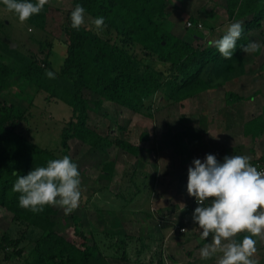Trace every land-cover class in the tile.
I'll return each mask as SVG.
<instances>
[{
    "label": "trees",
    "instance_id": "1",
    "mask_svg": "<svg viewBox=\"0 0 264 264\" xmlns=\"http://www.w3.org/2000/svg\"><path fill=\"white\" fill-rule=\"evenodd\" d=\"M168 1L74 0L73 7L66 11L46 4L40 14L32 15L25 22L35 32H46L51 25V14H63L60 39L66 46L67 54L59 72H55L49 63L53 41L39 43L38 53L45 56L42 61L44 65L39 60L36 61L37 56L33 55L28 60L27 68H17L14 63H18L20 54L0 39V94L13 85L17 74L19 81L28 79L41 91L47 92L49 97L62 98L72 108L71 120L61 133L59 150H49L17 131L19 123L25 120L26 110L23 111L16 105L0 103V208L12 214L16 227H25L38 234L28 241L29 245L32 242L33 248L25 254L26 248L21 245L28 237L21 234L16 238L13 232L5 233L0 242V252L4 254L5 262L16 258L17 264L106 263L94 233L81 234L76 229L75 232L80 236L76 240L62 237L56 232L53 218L58 211L54 206L45 205L44 211L40 213L19 207V193L12 191L17 178L13 173L25 176L35 167L46 166L49 160L60 159L65 155L70 157L71 140H78L103 154L117 148L138 158L142 147L130 142L126 127L120 126L119 136L110 138L112 132L109 128L102 129L95 124L97 119L106 121L109 118L104 110L105 102H111L142 117L152 118L154 102L159 98L162 99L160 103L181 104L227 89L248 74L246 53L240 47L253 42L252 34L264 27V0H224L226 20L223 23L230 25L239 21L244 28L233 57L227 60L214 46H210L212 40L205 41V25L198 19L192 16L187 18L194 25L188 27L187 22V29L195 31L191 34L179 37L171 32L168 27ZM31 2L36 3V0ZM76 4L85 8L88 19L101 16L105 18L106 27L100 35L92 28H87L85 23L78 31L71 27L70 14ZM0 6L6 9L2 0ZM206 26L210 27L206 28L211 29L210 31L215 28L209 21ZM224 34L226 33L221 34L218 39ZM259 53L260 49L255 52L256 55ZM46 70L55 73V78H48ZM89 91L98 95V100L84 98L83 94ZM225 92V104L231 105L228 111L234 110L236 106L232 115L236 120L243 121L244 136L253 139L262 136L264 110L260 116H247L246 119L242 116V113L245 114L241 107L243 104H240L246 97L243 98L234 89H227ZM255 95L248 99H253ZM239 112H242L241 115ZM150 139L148 132L140 134V142L146 143ZM171 140L169 138L165 146H174L176 142H170ZM156 141L157 138L154 142ZM233 153L237 155L236 150ZM71 160L76 163L72 158ZM252 162L264 164L262 158ZM79 173L81 179V172ZM140 190L141 188L138 192ZM158 220L160 227L169 223L163 218ZM74 222L75 225L79 224V219L75 216ZM177 223L171 224L179 226L181 222L178 220ZM109 230L115 231L112 227ZM108 233L104 235L105 238L113 240L116 233ZM134 237L127 236L129 239L121 238L116 241V257L125 261L129 259L126 245L135 240ZM158 264H163V260L160 259Z\"/></svg>",
    "mask_w": 264,
    "mask_h": 264
},
{
    "label": "rangeland",
    "instance_id": "2",
    "mask_svg": "<svg viewBox=\"0 0 264 264\" xmlns=\"http://www.w3.org/2000/svg\"><path fill=\"white\" fill-rule=\"evenodd\" d=\"M73 1L48 0L47 4L52 8L66 11L73 7ZM223 4V0H169V30L179 37L195 32L187 29V18L190 16L187 11L194 10L199 13L195 16L205 25L203 28V34L206 36L205 41L217 40L221 34L227 32L229 26L223 23L226 20ZM61 15L63 14H51V25L48 30L46 32H35L26 22L21 23L17 16L0 6V39L10 44V46L12 44L16 45L13 49L20 54L17 63L19 65L16 64V61L14 63L17 68L18 66L27 68L28 60L32 59L33 55L37 56L36 61L39 60L44 65L45 63L42 61L45 56L38 53L40 49L39 43L50 40L53 41L54 45L49 63L55 72L60 71L67 54L66 46L60 39V25L63 20ZM208 21L215 26V31L206 29L210 28L206 26ZM85 26L89 29L94 28L92 20L86 16ZM252 39L260 45L259 55H256L255 52L246 54L248 74L245 75V81L243 80L244 82L240 81L242 83L227 87L230 91L234 89L243 98L246 97L240 104H243V112L249 117L259 115L264 106V98L260 99L255 96L254 99H248L250 96L255 95L258 88V90L264 89V27L254 32ZM18 78L16 74L12 82L13 85L0 94V103L16 105L21 110H26L24 113L25 120L19 123L17 129L19 133L43 148L59 150L61 133L67 122L71 120L72 108L62 98L49 97L47 92L41 91L28 79L19 81ZM227 89H220L181 104L160 103L162 99L159 98L154 102L155 111H153L152 118L142 117L111 102H105L104 110L109 118L106 121L97 119L95 124L102 129L109 128L110 132H112L110 138L119 136L120 131L118 128L120 126L126 127L129 131L128 139L130 142L142 147L141 155L136 158L117 148H113L108 154H103L94 151V149L78 140H71L69 143V154L76 162L82 175L79 186L81 199L79 206L69 215H65L62 208L54 206L58 211L56 217L53 218L56 232L62 237L79 240L80 236L75 232L77 229L81 234L94 233L97 243L100 241L109 242L110 239L104 238L103 235H106L107 231L111 232L108 229L110 226L115 228L123 226V229H117L119 231L117 235H120L122 230L129 234L131 232L135 236L141 235L143 230L147 229L153 220L157 223V228L160 227L158 219H160V214L165 215L163 213L165 210H178L183 205L182 203H193L194 197L188 195L186 184L183 186L186 191H183V189L179 190V197L175 195L176 191L169 192L168 187L156 189L152 186L149 190L145 187L151 185L153 179L156 182L155 178H157L158 183H163L164 179L161 177L163 173L169 166L171 167L172 163L174 165L178 164V156L184 153L187 154L182 143L186 145L191 137L197 135V131L204 130L201 124L204 121L213 120L219 110L221 115L228 111V108H224L225 91ZM83 96L93 101L99 98L98 95L90 91L84 93ZM222 107L223 109L221 110ZM223 117L226 116H222L216 121L217 127L210 129L213 135H217L218 130H224L226 124L220 123L218 126L219 121L223 120ZM142 132L150 134L151 139L146 143L139 141ZM156 138L157 141L154 142ZM169 138L170 140L173 138L172 140L176 142L174 146H177V150L173 152L174 156L172 151L165 154L160 149V147L164 148ZM257 142L259 143L257 144ZM257 142L253 143V145L260 154L263 153L262 155H264V137ZM156 144L159 148L157 152L155 150L157 149ZM245 151L247 154L249 153L248 149L244 150L242 147L236 150L239 154H244ZM160 170L162 171L161 173ZM140 188L141 190L138 192ZM173 189L176 190V188ZM152 191H155V193L149 197ZM156 191H158L157 195ZM159 203L160 205H158ZM159 210H163L162 213ZM74 216L79 219L78 225H75ZM131 218L140 221H144L145 218L149 220L143 222V226L145 225L146 227L142 230L140 226L131 228ZM9 232H13L16 238L21 234L28 237V240L21 245V247L24 246L26 248L25 254H28L33 248L32 242L29 245L28 241L38 236L37 232L32 233L30 229L16 227L12 221V214L0 208V242L4 234ZM145 232L147 230L143 234ZM152 232H147L145 236L147 237V234ZM115 239L112 241L114 242ZM116 240L118 241V238ZM130 242L132 243L133 241ZM156 242L158 243L150 250L149 258L152 259L151 263L158 264L160 259L163 262L166 260L170 262L168 254H164V248H160L164 242L162 244L159 241ZM10 252H12V249ZM129 254L131 258H137L133 250H129ZM17 261L15 258L11 262H5L4 254L0 252V264H17Z\"/></svg>",
    "mask_w": 264,
    "mask_h": 264
},
{
    "label": "clouds",
    "instance_id": "3",
    "mask_svg": "<svg viewBox=\"0 0 264 264\" xmlns=\"http://www.w3.org/2000/svg\"><path fill=\"white\" fill-rule=\"evenodd\" d=\"M6 10L13 12L23 23L32 15L40 14L48 0H2ZM85 8L76 4L71 11V27L79 30L85 23ZM97 35L105 25L104 17L92 20ZM244 31L241 22H233L222 38L211 41L224 59H231L237 49V41ZM260 49L257 42L242 45L243 53ZM46 76L55 78V73L46 70ZM187 193L196 199L191 220L201 230L200 239L211 236V242L200 249L201 259H210L217 250L222 252L218 264H258L252 259L257 241L253 237L264 233V171L250 163L248 156H224L223 162L207 154L203 161L193 159L188 167ZM17 178L12 186L19 193V207L33 213L44 211L45 205L56 206L69 215L79 206L81 199L80 173L78 166L67 155L49 160L46 166L35 167L27 175L13 173ZM185 229H181L184 231ZM250 235L237 242V234ZM226 241L227 243H222Z\"/></svg>",
    "mask_w": 264,
    "mask_h": 264
},
{
    "label": "crops",
    "instance_id": "4",
    "mask_svg": "<svg viewBox=\"0 0 264 264\" xmlns=\"http://www.w3.org/2000/svg\"><path fill=\"white\" fill-rule=\"evenodd\" d=\"M224 2V0H223ZM224 5V4H223ZM189 13L190 16L193 18L198 19L195 15H198L199 13L194 10H188L187 14ZM226 16V15H225ZM175 34V33H174ZM177 35V34H176ZM186 36V34H184ZM210 41V40H209ZM245 76H243L240 81L244 82ZM244 80V81H243ZM239 82V83H242ZM259 89V88H258ZM255 93L258 98L262 99L264 98V89L258 90ZM254 99V98H253ZM231 105L224 104V108H228ZM234 110L236 109V106H234ZM242 107V106H241ZM223 107L221 108V110ZM229 110L225 112V114L221 115L220 110L219 113L215 114V118L210 119V121H204L201 125L204 128L202 131H197V135L195 137H191L189 141H187V144L185 145L182 143L183 147H185V152L187 154H181L178 156V164L172 163L171 167L169 166L168 169L163 173L161 176L164 179L163 183H158L157 178H155L156 182H154L151 185H147L145 188L149 190V188H152L154 186L156 189L160 188H169V192L176 191V196L179 193V190L183 189V191H186L183 186L184 184L187 185L188 182V167L191 165V162L193 159H203L207 154H212L216 156L217 160L220 162H223L224 156H231L234 155V151L237 150V148H243L244 150L248 149V154H235L234 156H248L250 158V162L256 159L262 158L264 160V155L260 154L257 148L253 145L260 139L264 137V134L262 136L256 137V139H253L252 137H245L243 134V121L236 120L234 117L235 111ZM264 110V106L262 107V112ZM262 112L257 116H251L252 118L258 117L262 114ZM242 112H239L238 114L241 115ZM222 116L223 120L219 121L218 126L220 123L226 124L224 126V130H218L217 135L212 134V127H217L216 121H218ZM242 116L246 119H248L247 114L245 115L242 113ZM215 121V124H214ZM220 131V132H219ZM172 142V141H170ZM159 143V142H158ZM259 142H257L258 144ZM181 145V144H180ZM179 145V147H181ZM157 146V144H156ZM168 147V149H166ZM177 147V146H176ZM175 146H165L164 148L160 147L163 153L167 154L168 152L172 151V155L174 156V153L177 148ZM149 148V147H148ZM142 150V149H141ZM156 152L159 150L158 146L157 149H155ZM174 150V151H173ZM162 171L160 170V173ZM170 181V182H169ZM169 182V183H168ZM168 183V184H166ZM173 188H176L174 190ZM155 191H152L149 194L153 196ZM158 191H156L157 195ZM173 193V192H172ZM179 197V195H178ZM137 199V198H136ZM135 199V200H136ZM173 200V199H172ZM172 202V201H171ZM177 202V200H176ZM181 208L172 209L171 210H165L163 213L165 215L160 214V218H163L166 220L167 224H165L162 227L156 226V222L153 220L150 225H148V228L145 229V225L143 226V222L146 220H149L148 218H145V220H138L131 218L130 225L131 228L140 226L143 229L147 230L148 233L147 237L144 233L145 230H143V233L140 235L135 236V234H130L128 232H125L122 230L120 232V235H117L119 231L118 228L121 230L123 229V226H120L118 228H114L115 231L113 232H107L108 234L114 235V239L118 238L120 240L121 238H127V236H135L132 240L133 242L126 245V250L129 255V259L127 261L119 259L116 252V239L113 242L110 237L109 242L100 241L98 242V245L102 248L103 256L105 257V264H152V259L150 257V250L154 247L155 241H159L161 244L160 248H164V254H168L170 258V262L168 260L164 261L163 264H218L219 259L222 257V252L220 250H217L216 254L212 256L210 259H201L200 255V249L203 248L205 243L211 242V236L207 238L206 240L200 239L201 230L198 228V225H195L191 220V215L194 211V209L197 207L194 205V203H182ZM160 205V203L158 204ZM189 205V206H188ZM161 207V206H159ZM173 207V206H170ZM184 207V208H183ZM161 213L163 210H159ZM156 218V217H155ZM158 218V217H157ZM182 218V219H181ZM152 220V219H151ZM180 221L181 223L178 225H172V224H178L177 221ZM108 223V222H107ZM172 223V224H171ZM142 225V226H141ZM183 228L185 229L184 232H180L179 230H175V228ZM111 226L108 228L110 229ZM118 231V232H117ZM246 235H250V233L242 232L237 234L236 237H233L232 239L236 240L237 242L242 241L243 237ZM104 236V235H103ZM105 238V236H104ZM127 238V239H129ZM141 238V239H139ZM100 239V238H99ZM147 239V241H146ZM257 241L256 243V253H254L252 259H255L258 264H264V233L261 234V236L253 237ZM222 243H227L226 241H222ZM112 244V246H111ZM149 245V246H148ZM148 246V247H147ZM158 248V247H156ZM155 249V248H154ZM153 249V250H154ZM129 250H133L135 252L134 255H136L137 258H134L130 256ZM142 250V251H141ZM141 251V252H140ZM263 256V257H260ZM149 258V259H148Z\"/></svg>",
    "mask_w": 264,
    "mask_h": 264
},
{
    "label": "built area",
    "instance_id": "5",
    "mask_svg": "<svg viewBox=\"0 0 264 264\" xmlns=\"http://www.w3.org/2000/svg\"><path fill=\"white\" fill-rule=\"evenodd\" d=\"M194 25H193V23H191V22H188V27H193ZM200 28H202V25L201 24H199L198 25ZM253 166H255V167H257V170L258 171H264V164H262V163H260V162H250ZM194 205H197V203H196V199L194 198ZM198 206V205H197ZM181 229H183V228H175V230H179L180 232H184V231H181Z\"/></svg>",
    "mask_w": 264,
    "mask_h": 264
},
{
    "label": "water",
    "instance_id": "6",
    "mask_svg": "<svg viewBox=\"0 0 264 264\" xmlns=\"http://www.w3.org/2000/svg\"><path fill=\"white\" fill-rule=\"evenodd\" d=\"M15 47H16V45H15V44H12V45H11V48H15Z\"/></svg>",
    "mask_w": 264,
    "mask_h": 264
}]
</instances>
